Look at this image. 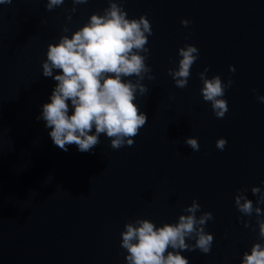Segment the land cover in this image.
<instances>
[{
	"label": "water",
	"instance_id": "water-1",
	"mask_svg": "<svg viewBox=\"0 0 264 264\" xmlns=\"http://www.w3.org/2000/svg\"><path fill=\"white\" fill-rule=\"evenodd\" d=\"M117 2L127 18L151 23L145 60L151 71L142 80L125 78L147 89L143 95L137 89L134 103L148 120L132 146L113 149L100 134L84 153L76 145L55 146L37 120L56 85L43 76L42 62L49 43L71 38L93 13L103 14L108 0H65L51 11L47 0L0 4V264H127L126 223L176 224L193 200L201 206L197 219L212 213L204 227L214 240L208 254H180L189 264H240L254 243H264L256 214L235 206L239 191L254 205L251 188L264 192V102L257 99L264 96V0ZM186 44L199 56L181 89L168 73L179 69L178 50ZM205 68L207 79L233 81L222 97L223 118L203 99ZM189 138L198 140L199 151L185 143ZM220 138L227 140L222 151ZM258 206L264 219V204Z\"/></svg>",
	"mask_w": 264,
	"mask_h": 264
},
{
	"label": "clouds",
	"instance_id": "clouds-1",
	"mask_svg": "<svg viewBox=\"0 0 264 264\" xmlns=\"http://www.w3.org/2000/svg\"><path fill=\"white\" fill-rule=\"evenodd\" d=\"M64 2L47 0L45 7L51 11ZM87 2L72 0L73 5ZM5 3H11V0H0V4ZM108 3L109 7L104 9L102 15L93 13L87 23L72 32L71 38L62 35L58 43H49L47 58L42 62L43 76L53 78L56 85L50 102L42 105L37 120L45 122L53 144L63 151H67L69 145H76L82 153L91 152L100 143V134H106L113 149L132 146L133 138L148 120L147 115L134 103L137 89L141 95L147 89L125 78L136 76L142 80L143 74L151 71L145 63L149 53L146 47L148 36L152 34L151 23L145 16L127 18V13L117 0H108ZM66 11L74 13L76 8ZM68 19H71V15ZM181 24L187 26L190 21L182 20ZM62 31L67 33L69 29L65 27ZM178 55L182 57L179 69L169 70L168 74L175 80V86L182 89L188 84L190 69L198 59L199 50L186 44L178 50ZM54 70L59 74L53 75ZM229 70L235 72V67L230 65ZM207 72L205 68L199 73L203 82V99L211 103L217 118H223L228 111V103L222 97L233 81L229 78L224 83L219 75L207 79ZM257 99L264 102V96H257ZM185 143L193 151H199L197 139L189 138ZM226 144L224 138L216 141V147L221 151ZM251 192L257 196L255 205L244 191H239L235 206L245 216L256 214L258 235L264 241V219L260 218L262 209L258 206L264 204V192L259 187H252ZM200 207L193 200L191 206L184 209L190 214L180 215L176 224L165 223L162 227H156L147 219L137 220V226L126 223L125 230L121 232V247L127 251V264H189L188 259L180 254L181 251L198 249L208 254L214 236L206 232L204 226L213 219V215L203 212L197 219L196 213ZM249 226L248 222H244V227ZM186 238L193 239L195 243L186 244ZM240 264H264V243H254L250 252H244Z\"/></svg>",
	"mask_w": 264,
	"mask_h": 264
}]
</instances>
